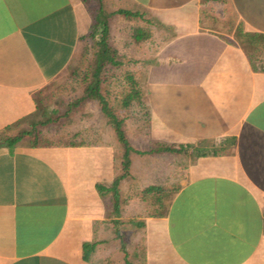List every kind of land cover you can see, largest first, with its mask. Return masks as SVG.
<instances>
[{
  "label": "crops",
  "instance_id": "0c3cea01",
  "mask_svg": "<svg viewBox=\"0 0 264 264\" xmlns=\"http://www.w3.org/2000/svg\"><path fill=\"white\" fill-rule=\"evenodd\" d=\"M111 1L113 59L147 112L131 130L123 121L140 152L119 214L96 189L121 173L113 127L84 100L74 112L103 130L93 139L0 142V264H264V43L246 50L239 36L264 35V0ZM119 8L148 17L136 26L147 37L133 38ZM89 26L81 0H0V131L48 113L41 98L81 59ZM110 67L112 92L124 78ZM149 185L172 192L161 216L134 194ZM84 242H96L87 260Z\"/></svg>",
  "mask_w": 264,
  "mask_h": 264
},
{
  "label": "trees",
  "instance_id": "16d2710c",
  "mask_svg": "<svg viewBox=\"0 0 264 264\" xmlns=\"http://www.w3.org/2000/svg\"><path fill=\"white\" fill-rule=\"evenodd\" d=\"M89 15H90V26L87 33L82 37L84 46L82 49L81 58L88 57L87 40L91 41V57L87 59L86 69L83 72H79L77 65L70 64L69 76L75 77L80 73L79 77H76L74 81L78 82L81 87V93L78 96H69L67 99L64 97H56L55 100L58 101L59 105L63 110L57 113V109L52 112L55 113L53 117H48L44 113V110L38 109V114L36 116H31L28 119H23L16 124L8 125L3 130L0 131V142L6 144L8 147H13L19 142H24L30 146H48V145H76L78 140H73L76 136L80 139V142H84L89 138H94L99 135L96 132L99 130H93L91 132L82 131L81 129H76L72 132L70 139L60 141L51 139L43 133L42 127L46 124L53 122L59 123L60 119H67L66 123L71 122V118L74 115V109L76 106L82 104L84 100L95 99L99 111L105 119L112 125L115 140L118 144V149L116 150V159L121 163V173L117 174L112 182L107 186L102 183H96V189L100 194L111 193L113 201V211L115 215L119 214V204H120V193L119 184L121 179L129 175V165H130V153L140 152L135 150L124 131L123 121L124 117L120 116L116 112L110 100V91L107 89L106 84V74L114 66L120 68L119 63L113 58L118 56L116 50L111 48L108 42V18L110 13L104 8L103 0H81ZM117 13L124 14L133 18H140L142 21L149 23L147 16L139 14L138 12H132L126 9L119 8L116 10ZM148 31L139 27L133 29V38L136 41H140L143 37H147ZM239 36L241 41L247 50L250 46H257L264 43V35L258 33H249L239 30ZM88 54V55H87ZM109 63L110 66L107 67ZM110 67V68H109ZM124 78L122 86L119 91V96L114 99L117 104L123 109L134 108L135 105L141 106L144 110L145 115L147 114L145 105L141 100V90L132 72L124 70L121 72H116ZM72 89V87H71ZM39 116V117H38ZM26 123V125H25ZM156 152V146L149 149L148 152ZM172 192L166 190L162 186L149 185L139 190H135L134 194L138 195L141 200L146 202L148 207L147 211L149 215L161 216L166 209V202L170 197ZM96 242H84L82 243V256L84 259H88L90 253L94 250ZM124 247L122 246V250ZM126 264H129L125 261Z\"/></svg>",
  "mask_w": 264,
  "mask_h": 264
},
{
  "label": "rangeland",
  "instance_id": "374dc122",
  "mask_svg": "<svg viewBox=\"0 0 264 264\" xmlns=\"http://www.w3.org/2000/svg\"><path fill=\"white\" fill-rule=\"evenodd\" d=\"M104 3V8L106 11H112L115 10L116 8V3L112 2L111 0H103ZM138 24H144L147 25V23L142 21L140 18H132L129 19V28L130 32H133V29L138 25ZM149 24V23H148ZM87 48H88V57L81 58L80 60H74L72 65H77L79 72H83L86 69V64H87V59L90 58L91 55V41L87 40ZM70 67L66 69L64 76L59 78L56 81H53L49 85L50 91L47 92L45 90L44 96L41 98L42 104L46 106L48 113L46 116L48 117H53L55 113H53L51 108L57 109V113H60L63 108L59 105L58 101L55 100L56 97H64L67 99L69 96H78L79 92L81 93V87L78 85V82L74 81L76 77L80 76V73L78 75H75V77H70L69 74ZM126 70L125 67H123V71ZM116 72H121L119 71ZM130 72V71H129ZM72 87V89H71ZM121 87H112V92L110 91L109 98L115 107V110L117 113H119L120 116H123L124 118H128V126L129 128L133 125L134 121L136 120H141L145 118V113L143 108L138 109L137 108H129V110L122 109L119 104L116 103L114 99H117L119 96V91ZM117 97V98H115ZM83 105V102L82 104ZM39 117V116H38ZM88 114L87 113H79V112H74L73 117L71 118V122L66 123L67 119L62 118L60 119L59 123H53L50 122L46 124L45 126L42 127L43 133L45 136L55 139V140H67L70 139L72 132L76 131V129H81L82 131H87L88 129L93 132V130H98V126H90L88 125ZM99 124V123H98ZM133 129V128H132ZM131 130V128H130ZM100 131L103 132V130H99V132H96L97 134L100 133ZM140 132V130H139ZM80 138L76 136L73 138V140H79Z\"/></svg>",
  "mask_w": 264,
  "mask_h": 264
}]
</instances>
